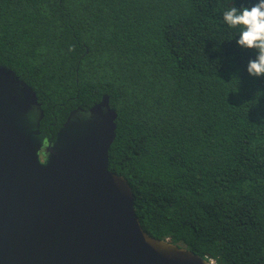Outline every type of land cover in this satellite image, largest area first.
<instances>
[{
	"label": "trees",
	"instance_id": "1",
	"mask_svg": "<svg viewBox=\"0 0 264 264\" xmlns=\"http://www.w3.org/2000/svg\"><path fill=\"white\" fill-rule=\"evenodd\" d=\"M257 0H0V64L54 142L109 97V169L146 233L215 264H264V77L223 19Z\"/></svg>",
	"mask_w": 264,
	"mask_h": 264
},
{
	"label": "water",
	"instance_id": "2",
	"mask_svg": "<svg viewBox=\"0 0 264 264\" xmlns=\"http://www.w3.org/2000/svg\"><path fill=\"white\" fill-rule=\"evenodd\" d=\"M43 118L36 92L0 64V264H211L142 228L128 181L109 169L108 96L48 145Z\"/></svg>",
	"mask_w": 264,
	"mask_h": 264
},
{
	"label": "clouds",
	"instance_id": "3",
	"mask_svg": "<svg viewBox=\"0 0 264 264\" xmlns=\"http://www.w3.org/2000/svg\"><path fill=\"white\" fill-rule=\"evenodd\" d=\"M223 19L230 27L240 28L238 46L257 53L256 58L248 62V74L264 77V0H257L251 8L232 7L224 12Z\"/></svg>",
	"mask_w": 264,
	"mask_h": 264
},
{
	"label": "flooded vegetation",
	"instance_id": "4",
	"mask_svg": "<svg viewBox=\"0 0 264 264\" xmlns=\"http://www.w3.org/2000/svg\"><path fill=\"white\" fill-rule=\"evenodd\" d=\"M45 145H48V144H51V143H53V142H48V143H46V141H47V136L45 135ZM43 153H44V150L42 151V158H43Z\"/></svg>",
	"mask_w": 264,
	"mask_h": 264
},
{
	"label": "built area",
	"instance_id": "5",
	"mask_svg": "<svg viewBox=\"0 0 264 264\" xmlns=\"http://www.w3.org/2000/svg\"><path fill=\"white\" fill-rule=\"evenodd\" d=\"M209 262H210L211 264H215V261L212 260V259H210Z\"/></svg>",
	"mask_w": 264,
	"mask_h": 264
}]
</instances>
